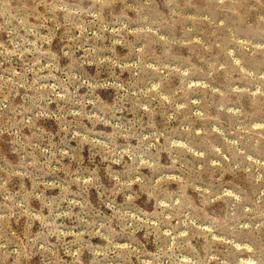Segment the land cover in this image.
<instances>
[{
  "label": "rangeland",
  "instance_id": "1",
  "mask_svg": "<svg viewBox=\"0 0 264 264\" xmlns=\"http://www.w3.org/2000/svg\"><path fill=\"white\" fill-rule=\"evenodd\" d=\"M0 264H264V0H0Z\"/></svg>",
  "mask_w": 264,
  "mask_h": 264
}]
</instances>
